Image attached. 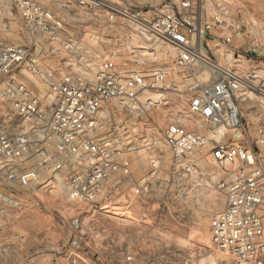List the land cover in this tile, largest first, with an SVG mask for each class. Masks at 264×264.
I'll list each match as a JSON object with an SVG mask.
<instances>
[{"label":"built area","instance_id":"obj_1","mask_svg":"<svg viewBox=\"0 0 264 264\" xmlns=\"http://www.w3.org/2000/svg\"><path fill=\"white\" fill-rule=\"evenodd\" d=\"M9 1L28 34L74 53L75 43L57 13L36 0ZM72 1L92 16L100 13L108 22L118 19L134 25L140 35L162 40L176 51L174 65L196 82L188 88V113L213 134L189 131L177 117L166 125L164 142L178 157L205 151L220 166L236 165L224 187V208L209 222L210 243L232 256L235 264H264L259 214L264 170L250 148L233 141L246 135L239 102L251 101L248 93H257L229 71L207 68L206 61L212 62L202 53L207 36L241 35L243 26L220 16L203 21L194 0H176L175 10L152 12L115 5L116 0ZM23 71L40 81L46 93L28 89L19 79ZM164 79L162 70H132L103 59L98 77L87 80L41 67L22 46L0 45V222L10 219L22 199L31 196L36 204H53L52 212L66 231L54 250L53 264H80L86 251H110L107 264H135L128 246L116 241L114 246L109 231L95 225L99 217H127L126 210L149 191V178L135 179L130 161L123 157L133 147L123 146L125 124L111 122L110 105L140 111L152 100L143 105L139 97ZM259 91L264 102V88ZM115 207L120 213L115 214ZM16 249L0 246V264H7L6 253Z\"/></svg>","mask_w":264,"mask_h":264},{"label":"rangeland","instance_id":"obj_2","mask_svg":"<svg viewBox=\"0 0 264 264\" xmlns=\"http://www.w3.org/2000/svg\"><path fill=\"white\" fill-rule=\"evenodd\" d=\"M36 1L63 19L64 29L75 43L74 53L28 34L9 0H0V45L22 46L38 58L41 67L67 71L87 80L98 77L103 59L132 70H162L165 74L160 86L139 97L143 105L146 99L152 100L151 105L140 111L110 105L111 122L125 124L123 146L128 143L133 147L123 156L130 161L133 177L149 178L150 183L145 199L126 210V215L133 217L129 222L109 216L97 218L95 225L109 231L114 246L115 241L128 246L135 264H235L232 256L211 245L209 222L224 208V187L236 165L220 166L205 151L178 157L163 139L166 125L177 117L183 119L189 131L213 134L188 113V88L196 82L174 65L176 51L157 38H142L138 29L127 22H108L100 13L92 16L72 0ZM194 1L203 21L220 16L243 26L241 35L207 36L202 53L260 93L264 88V0ZM176 3L116 0L115 5L152 12L175 10ZM19 79L34 93H46L44 85L28 72L23 71ZM248 96L251 101L239 102L246 135L233 141L250 148L264 170V143H260L264 136V102L258 94ZM31 199H22L10 219L0 222V246H17L16 252L6 253L7 264H53L54 250L66 234L52 212L55 206H42ZM116 209L120 213L115 207V214ZM259 214L264 223V201ZM116 230L120 236L115 237ZM112 255L110 251H86L80 264H107Z\"/></svg>","mask_w":264,"mask_h":264},{"label":"bare ground","instance_id":"obj_3","mask_svg":"<svg viewBox=\"0 0 264 264\" xmlns=\"http://www.w3.org/2000/svg\"><path fill=\"white\" fill-rule=\"evenodd\" d=\"M138 32V31H137ZM143 37L142 38H144V39H147V36L146 35H142ZM149 41V40H148ZM207 58V57H206ZM206 61V60H205ZM205 66L207 67V68H211V69H215V71L216 72H222V69L223 68H221V67H219L217 64H213V63H210V62H208V61H206V63H205ZM244 85H245V87L246 88H249V89H251V90H253L254 92H257V89L256 88H254V87H251L250 85H248L247 83H245L244 81H241ZM259 96H261V93H257ZM262 97V96H261ZM221 132H222V130H221ZM116 212H117V209H116ZM114 218V217H113ZM133 217L130 215V214H128L127 215V217H123V218H119L120 219V221L121 222H129V220L130 219H132ZM116 219V218H115Z\"/></svg>","mask_w":264,"mask_h":264}]
</instances>
